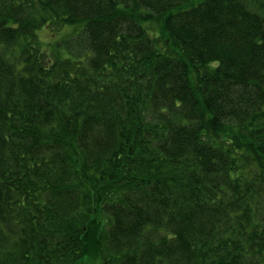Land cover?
Segmentation results:
<instances>
[{
    "label": "trees",
    "instance_id": "16d2710c",
    "mask_svg": "<svg viewBox=\"0 0 264 264\" xmlns=\"http://www.w3.org/2000/svg\"><path fill=\"white\" fill-rule=\"evenodd\" d=\"M0 264H264V0H0Z\"/></svg>",
    "mask_w": 264,
    "mask_h": 264
},
{
    "label": "rangeland",
    "instance_id": "374dc122",
    "mask_svg": "<svg viewBox=\"0 0 264 264\" xmlns=\"http://www.w3.org/2000/svg\"><path fill=\"white\" fill-rule=\"evenodd\" d=\"M74 35L76 36V33L74 31V26L72 25H66L63 28L58 29L56 28H52L51 26L49 27H43L42 29H40L38 31V37L40 39L41 45L42 47L45 49V51H50L51 49L55 50V51H59L58 47H59V41H61V38H66L70 35ZM71 35V36H72ZM58 45V47H57ZM60 49V47H59ZM61 50H63V52H61L62 54H66L67 53V49L64 47H61ZM92 259H90L89 261L91 262Z\"/></svg>",
    "mask_w": 264,
    "mask_h": 264
}]
</instances>
